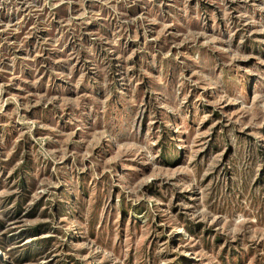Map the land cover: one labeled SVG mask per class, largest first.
I'll return each mask as SVG.
<instances>
[{"label":"rangeland","instance_id":"374dc122","mask_svg":"<svg viewBox=\"0 0 264 264\" xmlns=\"http://www.w3.org/2000/svg\"><path fill=\"white\" fill-rule=\"evenodd\" d=\"M0 264H264V0H0Z\"/></svg>","mask_w":264,"mask_h":264}]
</instances>
